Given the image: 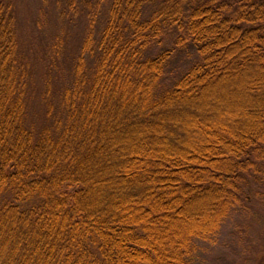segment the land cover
Returning a JSON list of instances; mask_svg holds the SVG:
<instances>
[{"label": "trees", "instance_id": "obj_1", "mask_svg": "<svg viewBox=\"0 0 264 264\" xmlns=\"http://www.w3.org/2000/svg\"><path fill=\"white\" fill-rule=\"evenodd\" d=\"M34 1L0 0V264H200L264 202V0Z\"/></svg>", "mask_w": 264, "mask_h": 264}, {"label": "rangeland", "instance_id": "obj_2", "mask_svg": "<svg viewBox=\"0 0 264 264\" xmlns=\"http://www.w3.org/2000/svg\"><path fill=\"white\" fill-rule=\"evenodd\" d=\"M26 4L28 13L33 14L32 5L36 4V1L26 0ZM79 32L80 29L73 31L72 45L69 48L71 59L77 52L79 38L75 35ZM182 55L172 64L170 71L182 65L184 59ZM171 73L175 74L174 71ZM260 202L255 201L258 205H255V210H251V218L235 216L214 242L204 246V260L200 264H264V205L262 204L264 202Z\"/></svg>", "mask_w": 264, "mask_h": 264}]
</instances>
